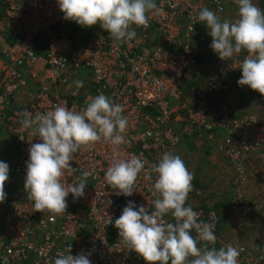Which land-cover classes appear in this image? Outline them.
<instances>
[{
	"label": "built area",
	"instance_id": "built-area-1",
	"mask_svg": "<svg viewBox=\"0 0 264 264\" xmlns=\"http://www.w3.org/2000/svg\"><path fill=\"white\" fill-rule=\"evenodd\" d=\"M154 2L157 9L148 13L147 26L133 25L136 37L117 43L104 31L83 41L69 33L57 0H0V40H11L0 47V128L16 144L12 171L23 183L30 146L41 141L22 127L19 114L47 113L57 105L82 111L100 94L122 105L128 121L120 158L139 156L147 171L184 138L207 134L213 140L223 132L221 150L235 165L237 182L247 180L244 163L252 153L264 152V122L247 107L251 91L232 80L248 54L220 60L210 47L206 25L198 20L201 9L219 16L230 5L238 6L236 0ZM77 80L83 81L79 90ZM24 95L27 102L21 104ZM112 159L108 142L76 154V170L67 183L78 184L84 172L90 176L82 197L69 194L65 214L37 213L27 195L0 204V264H54L57 254H66L70 246L73 256L89 254L91 264H145L122 242L114 222L129 201L137 209L154 210L156 174L148 180L142 172L132 196L117 195L105 179ZM198 192L193 188L185 206L200 214L198 222L214 226L217 243L219 216L191 204ZM230 211L252 212L240 190ZM164 219L175 222L171 215ZM231 246L240 253L238 264L264 262V253L243 244Z\"/></svg>",
	"mask_w": 264,
	"mask_h": 264
},
{
	"label": "clouds",
	"instance_id": "clouds-1",
	"mask_svg": "<svg viewBox=\"0 0 264 264\" xmlns=\"http://www.w3.org/2000/svg\"><path fill=\"white\" fill-rule=\"evenodd\" d=\"M66 21L91 28L99 25L117 43L136 37L133 25L147 26L148 13L157 9L154 0H57ZM238 19L221 21L212 10L203 8L198 20L204 23L212 38L210 45L220 60L247 52L237 69L242 70L237 81L264 96V10L253 0H236ZM77 90L83 81L74 82ZM77 92H73L75 96ZM123 106L104 94L90 98L82 111L54 106L47 113L22 112L20 123L41 141L31 144L26 168L24 190L34 202L35 212L48 211L65 214L69 194L79 199L85 193L89 172H84L78 184L67 183V177L76 169L72 162L84 147L98 142L113 146V159L105 179L117 195L130 197L136 192L139 175L151 180L154 210L141 205L138 209L129 201L114 226L122 242L138 254L145 264H238L239 251L228 245L209 249L216 236L212 224L199 221V213L185 206L193 191V174L179 155L164 153L157 164L145 170V161L139 156L120 158L119 147L125 143L128 126ZM9 180V166L0 161V204L6 201L5 183ZM171 215L174 223L164 217ZM111 224L112 217L107 216ZM196 232V237L191 234ZM200 242H205L201 248ZM71 246L58 253L54 264H91L89 254L71 255ZM191 258V259H190Z\"/></svg>",
	"mask_w": 264,
	"mask_h": 264
},
{
	"label": "crops",
	"instance_id": "crops-1",
	"mask_svg": "<svg viewBox=\"0 0 264 264\" xmlns=\"http://www.w3.org/2000/svg\"><path fill=\"white\" fill-rule=\"evenodd\" d=\"M256 2V5L261 9L264 10V6L262 5V0H253V3ZM3 5V2H1ZM255 4V3H254ZM226 14V13H225ZM238 14V6L230 5L227 9V14L225 17L231 19L234 22L237 19ZM223 15V14H221ZM219 15V17L221 16ZM224 16L221 18V21L225 20ZM68 32L72 35L81 38V41L88 39L91 36H95L97 34H101L100 32H106L103 30L99 25L93 26L91 28H84L73 21H68L67 23ZM108 33V32H106ZM210 36V35H209ZM211 38V36H210ZM212 39V38H211ZM11 40H0V47L6 44ZM46 44V40H42L39 43L40 49L43 48ZM208 47L205 48L207 50ZM44 49H41L43 51ZM246 51H241L239 54H244ZM1 60V58H0ZM242 70L232 75L233 81H238L241 78ZM254 98V95H253ZM251 98V102L248 104V109L255 112L257 110V116L259 117L260 121L264 122V96L258 94L253 101ZM27 102V96H22L20 101L21 104ZM257 102V103H256ZM5 130L9 133L7 129L0 128ZM207 135V134H203ZM223 135V134H222ZM200 136V135H199ZM202 136V135H201ZM196 137V136H195ZM208 137V135H207ZM218 137V136H217ZM187 140V138H185ZM222 140V138H221ZM205 153H203L204 155ZM196 170L195 172H191L193 174V188L198 193H194L193 197L191 198L192 204L197 208H204L205 210H214L216 209L218 212H221L222 215H228L229 203H231L232 196L235 194L236 191V172L234 171L233 163L230 162L228 159L224 158V156L214 155L213 158H208L207 156L198 157L196 159ZM230 166V167H229ZM232 168V172L229 169ZM245 169L247 173L248 181L242 186L241 191L244 195L250 200L252 206L259 212L258 217H253L246 219L245 221L242 220V224L244 223V230L240 233L239 239L252 247L255 245H261L259 241H255L250 238L251 233H255L254 229L256 226L264 227V152L263 154H256L252 155L250 159L245 163ZM198 170V171H197ZM210 170V171H207ZM203 176V177H202ZM201 177V178H200ZM200 178L201 182H198L197 179ZM209 181V182H208ZM220 182L222 185L220 186ZM225 193L231 194V198L224 204L225 200L222 202H216L214 200L211 206H206L201 202V195H210L211 197H219L221 195H225ZM220 199V198H216ZM203 205V206H202ZM220 215V214H219ZM223 219V220H224ZM254 223V225H253ZM261 230V229H260ZM194 231L192 234L194 235ZM257 237L261 236V233L258 232ZM249 238V239H248ZM264 241V239L262 240Z\"/></svg>",
	"mask_w": 264,
	"mask_h": 264
},
{
	"label": "rangeland",
	"instance_id": "rangeland-1",
	"mask_svg": "<svg viewBox=\"0 0 264 264\" xmlns=\"http://www.w3.org/2000/svg\"><path fill=\"white\" fill-rule=\"evenodd\" d=\"M254 3L256 4V2H254ZM226 14H227V12H226ZM226 14H223L220 17L221 18L223 16L225 17ZM238 18L239 17L237 14V19ZM224 19L231 21V19H229L227 17H225ZM250 91L252 94V98L254 95V98H253V101H254V99L256 98V96L259 93L252 91L251 89H250ZM248 111L257 116V110L255 112H253L250 110V107H249ZM223 136H224V133L219 132L218 137H216L213 140L209 139L207 137V135H202V136L197 135L196 137H194L192 139L187 138V140H185V138H184L172 154L173 155H179L182 158V160L185 162V165L188 168V170L190 172H195L194 171V170H196L195 164H196V159L198 157L200 158L202 156H207L210 159V158H213L214 155L218 154L220 156V154H221V156H224V158L229 160V158H227L224 155L223 151L221 150V144H222ZM221 138H222V140H221ZM203 153H205V154L203 155ZM259 153L262 154L261 152L252 153L249 156L248 160L250 159V157L252 155H256ZM15 154H16V144H14V142L10 139V134L8 132H6L3 129H0V161L7 163L9 166V180L5 183V192L7 193V197H6V201H5L6 203H11L14 200H21L27 195V193L24 190L23 181L21 180V178L19 176L15 175L12 171V169H13V158H14ZM229 161L232 162L231 160H229ZM245 163H244V167H245ZM233 166H234V171L236 172L235 165L233 164ZM207 171H210V170H207ZM229 171L232 172V174H233L232 168H230ZM236 175H237V173H236ZM200 178H198L197 181L202 183ZM247 181H248V178L243 184H239L237 182V179H235L236 191H235V194L232 196L233 198L231 199V203H229L230 205H228L229 211H228V215H226L227 216L226 220L224 219L225 215H222L221 212H218L216 209H214V211H216V213L219 216V230H218L219 241L216 244H210V243L207 244L208 248L210 245H212L211 248L216 247V249L219 250V248L226 247L228 245L243 244L246 247H248L254 253H264V241H262L264 239V227L260 228V227L256 226L254 229L255 233L250 234V238H252L255 241H259L261 245H257V246L255 245L254 247H252L246 243H243V241H241L238 238L240 233L243 232L242 230H244V223L242 224V220L245 221L246 219H248L247 217L253 218L256 216L258 217V215H259V212L257 210H255V208L252 206L250 200L241 191L242 186ZM192 183H194V182L192 181ZM221 185H222V183L220 182V186ZM238 190H240L243 193V196L249 202L250 206L252 207V212L245 213L243 211H239V212L230 211V208L232 205V200L234 199ZM192 197H193V195L191 196V198ZM201 198H203V199H201V202L204 205L211 206L212 202L214 200H216V202H218V203L222 202V200H225L224 201V204H225L231 198V194L225 193V195H221V196L215 197V198L211 197L210 195H201ZM216 198H220V199H216ZM213 203H215V202H213ZM191 204H192V201H191ZM253 225H254V223H253ZM258 232L261 233L260 237H257ZM204 246L205 245H200L201 248H203ZM262 264H264V262Z\"/></svg>",
	"mask_w": 264,
	"mask_h": 264
},
{
	"label": "trees",
	"instance_id": "trees-1",
	"mask_svg": "<svg viewBox=\"0 0 264 264\" xmlns=\"http://www.w3.org/2000/svg\"><path fill=\"white\" fill-rule=\"evenodd\" d=\"M262 5L264 6V0H262ZM215 244H216V243H215ZM211 246H212V245L209 246V249H211ZM215 248H216V247H215ZM219 249H220V248H219Z\"/></svg>",
	"mask_w": 264,
	"mask_h": 264
}]
</instances>
